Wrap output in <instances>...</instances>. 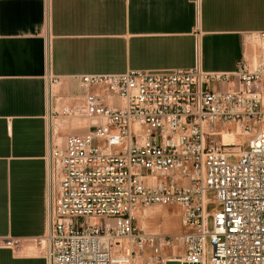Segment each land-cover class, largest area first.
I'll list each match as a JSON object with an SVG mask.
<instances>
[{
    "label": "built area",
    "instance_id": "1",
    "mask_svg": "<svg viewBox=\"0 0 264 264\" xmlns=\"http://www.w3.org/2000/svg\"><path fill=\"white\" fill-rule=\"evenodd\" d=\"M255 61L79 77L61 112L95 123L48 133V264H264V46ZM150 205L177 206L179 232L139 228Z\"/></svg>",
    "mask_w": 264,
    "mask_h": 264
},
{
    "label": "crops",
    "instance_id": "2",
    "mask_svg": "<svg viewBox=\"0 0 264 264\" xmlns=\"http://www.w3.org/2000/svg\"><path fill=\"white\" fill-rule=\"evenodd\" d=\"M249 43L264 46V0H0V242L21 239L0 264H48L49 123L62 137L89 121L61 112L82 103L79 77L228 72Z\"/></svg>",
    "mask_w": 264,
    "mask_h": 264
},
{
    "label": "rangeland",
    "instance_id": "3",
    "mask_svg": "<svg viewBox=\"0 0 264 264\" xmlns=\"http://www.w3.org/2000/svg\"><path fill=\"white\" fill-rule=\"evenodd\" d=\"M254 43V42H253ZM256 45L257 44H253ZM257 56V50L254 49L252 46V43H249V50L246 54V59L251 65H254L256 63L255 59ZM264 83V78H263ZM216 88L222 89V86L211 84L210 89L215 90ZM264 94V90H263ZM263 109H264V103H263ZM70 120V119H69ZM67 120L68 122H70ZM92 120H89L88 123H91ZM70 124V123H69ZM73 125L70 127H77L78 129L81 126L79 123H72ZM79 131V130H78ZM67 133V132H66ZM65 133V134H66ZM60 136H62V139L58 138V136H54V140L57 143H61L63 141V138L65 136L64 133H59ZM242 140V139H241ZM213 192L208 193V197H212ZM215 208L214 203H210L207 205V210L212 211ZM180 210L177 206H162V205H150V206H139L134 212V222L139 227L142 228L145 231H154L164 234H176L179 232L180 228V218H179ZM212 219L211 217L208 218V227L211 228ZM207 258L210 255V246H207Z\"/></svg>",
    "mask_w": 264,
    "mask_h": 264
},
{
    "label": "bare ground",
    "instance_id": "4",
    "mask_svg": "<svg viewBox=\"0 0 264 264\" xmlns=\"http://www.w3.org/2000/svg\"><path fill=\"white\" fill-rule=\"evenodd\" d=\"M51 89L53 90V86L51 87ZM263 103H264V98H263ZM52 120L53 119H50V123H49V128H50V132L49 133H51L53 135V137H54V136H58V131L57 130L60 128V125L57 126V123H55V122L52 123ZM91 123H95V121H92ZM58 138L62 139V137H59V136H58ZM226 139L232 141V139H230L228 136H224V140H226ZM236 142H237V140H236ZM43 244H44V241H43Z\"/></svg>",
    "mask_w": 264,
    "mask_h": 264
}]
</instances>
